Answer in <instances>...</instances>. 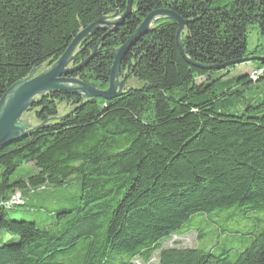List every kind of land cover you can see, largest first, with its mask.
<instances>
[{"label": "trees", "instance_id": "16d2710c", "mask_svg": "<svg viewBox=\"0 0 264 264\" xmlns=\"http://www.w3.org/2000/svg\"><path fill=\"white\" fill-rule=\"evenodd\" d=\"M129 1L0 0V100L56 62L84 29L123 15ZM132 8L118 27L82 42L73 66L83 67L73 78L106 90L115 52L162 9L188 23L183 48L198 67L183 59L178 25L165 18L122 61L128 91L121 97L59 91L38 98L27 112L37 129L0 147V232L9 236L0 264H264V227L220 255L162 247L190 231L205 237L190 229L198 218L216 224L231 211L227 221L264 223V91L245 94L264 79V0H132ZM250 30L261 40L253 51ZM252 57L263 60L233 65ZM247 64L254 71L230 78ZM73 178L81 185L74 204L37 222L10 218L8 210L54 194L22 191Z\"/></svg>", "mask_w": 264, "mask_h": 264}, {"label": "water", "instance_id": "95a60500", "mask_svg": "<svg viewBox=\"0 0 264 264\" xmlns=\"http://www.w3.org/2000/svg\"><path fill=\"white\" fill-rule=\"evenodd\" d=\"M132 13V0H130L127 10L123 15L120 16L117 12L112 17L99 19L80 32L56 62L49 64L44 70L34 69L27 78L19 81L7 91L0 100V147L23 138L37 129L31 123L30 118L24 120L23 117L38 98L44 97L49 93L60 91L78 95L83 100L100 98L107 102L124 95L128 89L126 87V79H120L121 63L130 49L160 19L167 18L176 22L178 25L176 37L178 50L188 64L198 67L188 59L183 48L182 36L185 32V26L188 23L172 11L162 9L150 13L130 39L115 52L110 72L109 86L106 90H98L83 83L79 79L73 78L72 75L83 67L82 65L78 67L73 66L75 55L82 42L97 31L110 32L113 28L118 27ZM261 33L263 34L262 29ZM252 60H263V58H247L233 65L248 63ZM202 69L206 70L208 68Z\"/></svg>", "mask_w": 264, "mask_h": 264}, {"label": "rangeland", "instance_id": "374dc122", "mask_svg": "<svg viewBox=\"0 0 264 264\" xmlns=\"http://www.w3.org/2000/svg\"><path fill=\"white\" fill-rule=\"evenodd\" d=\"M261 42L258 33L256 30H250L249 38H248V50H255L256 46ZM253 64L240 65L237 66L234 70H232L231 76L235 77L238 75H242L245 71H254ZM201 80H199L200 82ZM259 84H254L250 88V93L247 92L246 99L251 97V93L258 90L260 92L264 91V79ZM132 85V83H131ZM244 101H234L235 104ZM218 111L223 113H236V110L232 108L230 104H219ZM30 118L31 123L34 122L33 118L26 113L23 119ZM22 175V171H19L16 177H20ZM81 185L78 178H73L71 182L66 185L55 187V186H46L44 191L41 190H24L22 191L24 195H32L34 193H45V192H53V196L50 201H40L36 204H32L33 200L30 201L26 206L23 207H15L11 210H8V214L12 220H27V221H38V219H48V217H52L53 210H61L63 207L68 206L70 204H74L77 198L80 195ZM231 211L224 212L221 217L215 222L216 224H212V219L198 218L194 221L193 227L191 230L201 231L206 234L201 240L199 238V233L195 231L186 232L181 234L180 236H175L170 240L164 242L162 244L163 248L170 247H188L203 250V251H212L215 255H220L223 249H231L238 250L242 246V240L239 237L240 235L254 234L255 231L261 230L264 227L263 221H247L240 222L239 219L234 220H226L227 215H230ZM36 221V222H37ZM40 221V220H39ZM225 233H222V231ZM231 232H235L236 235H230ZM9 239V236L3 235V231L0 232V243H5L6 240ZM14 240L13 242H15Z\"/></svg>", "mask_w": 264, "mask_h": 264}, {"label": "built area", "instance_id": "2783aa9c", "mask_svg": "<svg viewBox=\"0 0 264 264\" xmlns=\"http://www.w3.org/2000/svg\"><path fill=\"white\" fill-rule=\"evenodd\" d=\"M259 73H261V72H258V71H257V72H254V73H253V77L255 78L256 75L259 74ZM255 79H256V78H255ZM20 199H21L20 194H17V195L13 198V202L17 203V202L20 201Z\"/></svg>", "mask_w": 264, "mask_h": 264}]
</instances>
